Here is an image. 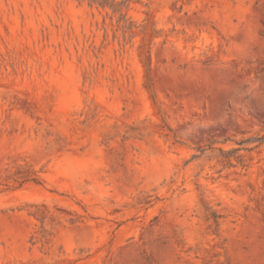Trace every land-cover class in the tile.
<instances>
[{"label":"rangeland","instance_id":"1","mask_svg":"<svg viewBox=\"0 0 264 264\" xmlns=\"http://www.w3.org/2000/svg\"><path fill=\"white\" fill-rule=\"evenodd\" d=\"M0 264H264V0H0Z\"/></svg>","mask_w":264,"mask_h":264},{"label":"trees","instance_id":"2","mask_svg":"<svg viewBox=\"0 0 264 264\" xmlns=\"http://www.w3.org/2000/svg\"><path fill=\"white\" fill-rule=\"evenodd\" d=\"M260 140L262 139V138H259ZM235 150H237V149H233V150H230V151H222V150H220L221 151V155L223 156V157H226L227 155H229L230 153H233Z\"/></svg>","mask_w":264,"mask_h":264}]
</instances>
